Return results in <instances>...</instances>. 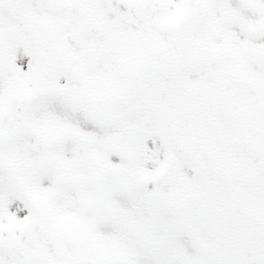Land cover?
<instances>
[{
  "label": "snow or ice",
  "instance_id": "snow-or-ice-1",
  "mask_svg": "<svg viewBox=\"0 0 264 264\" xmlns=\"http://www.w3.org/2000/svg\"><path fill=\"white\" fill-rule=\"evenodd\" d=\"M0 264H264V0H0Z\"/></svg>",
  "mask_w": 264,
  "mask_h": 264
}]
</instances>
